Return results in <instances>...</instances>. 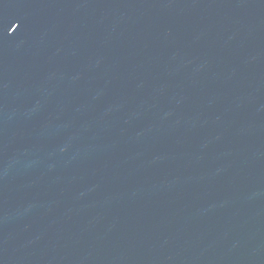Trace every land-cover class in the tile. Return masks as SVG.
<instances>
[{
  "label": "water",
  "instance_id": "obj_1",
  "mask_svg": "<svg viewBox=\"0 0 264 264\" xmlns=\"http://www.w3.org/2000/svg\"><path fill=\"white\" fill-rule=\"evenodd\" d=\"M0 264H264V0H0Z\"/></svg>",
  "mask_w": 264,
  "mask_h": 264
}]
</instances>
